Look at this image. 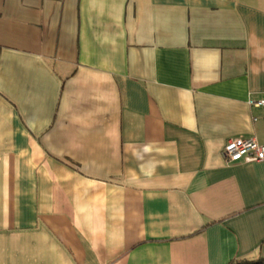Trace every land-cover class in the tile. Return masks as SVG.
<instances>
[{
	"label": "crops",
	"instance_id": "obj_1",
	"mask_svg": "<svg viewBox=\"0 0 264 264\" xmlns=\"http://www.w3.org/2000/svg\"><path fill=\"white\" fill-rule=\"evenodd\" d=\"M264 0H0V264H264Z\"/></svg>",
	"mask_w": 264,
	"mask_h": 264
},
{
	"label": "built area",
	"instance_id": "obj_2",
	"mask_svg": "<svg viewBox=\"0 0 264 264\" xmlns=\"http://www.w3.org/2000/svg\"><path fill=\"white\" fill-rule=\"evenodd\" d=\"M250 105L264 106V99H249ZM226 162H260L264 161V145L254 137H238L227 141L222 149Z\"/></svg>",
	"mask_w": 264,
	"mask_h": 264
},
{
	"label": "trees",
	"instance_id": "obj_3",
	"mask_svg": "<svg viewBox=\"0 0 264 264\" xmlns=\"http://www.w3.org/2000/svg\"><path fill=\"white\" fill-rule=\"evenodd\" d=\"M259 260L252 261L251 263H246V264H258Z\"/></svg>",
	"mask_w": 264,
	"mask_h": 264
}]
</instances>
